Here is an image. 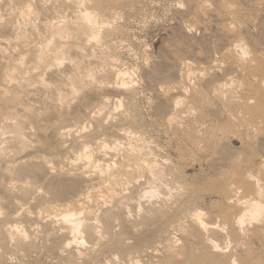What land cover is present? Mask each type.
Here are the masks:
<instances>
[{"label":"rangeland","instance_id":"rangeland-1","mask_svg":"<svg viewBox=\"0 0 264 264\" xmlns=\"http://www.w3.org/2000/svg\"><path fill=\"white\" fill-rule=\"evenodd\" d=\"M91 1L93 2V0L89 2L88 0H0V14H2L0 19L3 21L0 20L2 25L0 26V136L8 137L0 138L3 142L0 143V158L4 159L0 160L2 168H0V239L2 238L0 244L3 245H0V261L3 264H94V262L95 264H165V260L171 256L169 254L174 252L177 255L173 258L182 260L184 255L179 250L187 246L185 238L187 232L184 229L182 232L181 228L178 229L179 222L174 219L169 231L167 230L164 234L159 232L161 239L158 234L156 236L158 239L154 237L146 240L141 239L143 231L146 227L153 228L158 217L151 218L154 219L153 222L147 225L144 223V218L148 216V213L153 216L157 206L158 210L163 209L162 213L175 214L176 204L182 203L185 195L193 197L195 191L196 198L200 200L195 207L205 212L203 220L209 226L212 225V228L215 226L213 229H207L209 233L205 229L203 232L213 236L221 245L227 247L226 253L231 252L230 254H236L239 258L245 251L252 259V264H264V246L259 237H244L243 245L239 244L238 247L232 239L229 241L221 233L222 225L225 224V219H222L225 214L221 211L225 209H222L223 206L220 205L221 197H223L221 192L226 188L221 176H225L223 175L225 169L232 171L231 162L236 158L240 159L241 156L242 164L244 162V165L253 167L260 162L259 155H264V129H261L264 125V118H262L264 117L262 115L264 113V0H225V2L224 0H112L113 2L105 0V3L111 1L114 4L111 5L109 2V5L105 4V9L100 10L93 9L94 5L91 6L93 4ZM87 13H91L92 16L95 14L93 21L96 20L89 22L91 25L85 17ZM236 43H239L241 48ZM243 48L247 50L243 51ZM240 50L243 53H240ZM4 52L6 53L3 54ZM36 53L39 56H36ZM241 56L244 59L240 63L238 59H241ZM239 64L242 65L240 67L245 66L244 68L247 69L239 70ZM202 72L206 75L202 76ZM188 81H191V84ZM223 86L228 87L224 89ZM172 90L175 91L172 92ZM241 92L243 94L240 95ZM216 96H219L218 99ZM176 100H178L177 106ZM187 101H191L192 104ZM235 102H237L236 105L233 104ZM248 103L252 105H250L251 111L248 105L245 106ZM251 107L260 110L253 111ZM242 108L248 109L245 112ZM184 109H186L185 112ZM197 114L201 116L198 117ZM233 115L238 119H235ZM247 118L248 121L250 120L249 123L246 121ZM177 121L178 123H175ZM239 122L243 124L242 127ZM120 134H123V138ZM254 138L255 141H253ZM110 140L117 146L112 149L107 147L105 154L102 144L109 146ZM113 140L118 141L117 144ZM213 143L215 145L217 143L218 147ZM100 145L101 148H99ZM251 145L254 146L253 149ZM41 147L46 152H43ZM88 148L91 149L88 151ZM219 148L228 149V154L233 156L231 162L224 165L218 163L223 157V154L218 152ZM83 149L86 150L83 152ZM125 150L136 160V165L128 168L134 167L132 171L137 170L134 173L138 172L139 175L134 174V177H130L129 180L132 178V181L127 182L126 188L123 187L120 190L122 186L118 184L121 188L117 185V191L112 192L110 186L106 184H109V180L111 181L110 173L114 168L113 164L118 166L121 160H124ZM86 152H89L88 156H84L83 153L86 154ZM242 154H246L244 156L247 157L244 158ZM91 155H94V158ZM252 155L255 156L251 157ZM75 162L80 165L74 164ZM93 164L96 166L95 169ZM143 166H146V169ZM85 167L89 168V171ZM103 167L113 168L111 170ZM97 170L99 172H96ZM84 173H86L85 176ZM107 174L110 179L106 177ZM121 175L120 178L125 180V175ZM75 178L78 182L81 181L77 190L55 195L54 186L59 183L70 184V179L74 182ZM213 183H217V187ZM211 185L215 188L214 190L211 189ZM113 186L115 185L112 182L111 188ZM87 188L92 189V191L88 189L92 194V200H98V202L94 204L92 201V206L87 204L85 211L75 210L74 212L72 198L73 201L77 199L78 193L84 194L82 196L88 195ZM107 189L110 191L108 192ZM204 189H208L209 192H205ZM197 192L201 193L198 195ZM113 195L115 199L111 197L114 199L112 203L110 196ZM167 197L171 198V201ZM178 197L184 199L180 200L181 198ZM175 199L179 202H175ZM46 202H48L47 205ZM66 202H68L67 205H65ZM172 203L175 205L173 206ZM159 205L164 208L161 209ZM67 209L75 214V217H70L72 221H66L64 217L69 212L66 211ZM11 212L14 213L11 214ZM105 215L111 218H108V223ZM76 222H81L83 231L80 228L78 233L71 229ZM86 225L90 227L86 228ZM253 226L260 225L253 224L250 228ZM65 233L69 235V238ZM76 238L78 239L74 240ZM67 241L72 243H68L70 247L66 245ZM117 244H122V248ZM170 249L173 252H170ZM165 250L169 251V254L165 253ZM239 263L242 264L240 260Z\"/></svg>","mask_w":264,"mask_h":264},{"label":"bare ground","instance_id":"bare-ground-1","mask_svg":"<svg viewBox=\"0 0 264 264\" xmlns=\"http://www.w3.org/2000/svg\"><path fill=\"white\" fill-rule=\"evenodd\" d=\"M58 1V0H57ZM112 1V0H111ZM111 1H108V3L110 2L111 3V5H113L112 4V2ZM114 1H118V0H114ZM14 2V1H13ZM88 2H89V0H88ZM92 2V1H91ZM90 2V3H91ZM199 2V1H198ZM224 2H225V0H224ZM20 3V2H19ZM48 3V2H47ZM46 3V4H47ZM58 3V2H57ZM93 4H91V6L92 5H94L92 8L94 9V8H96V9H98V10H100V9H105L106 7H105V4H107V5H109L107 2L105 3V0H93V2H92ZM209 3V2H208ZM228 3V2H227ZM72 4V3H71ZM83 4V3H82ZM85 4V3H84ZM183 4V3H182ZM226 4V3H225ZM29 5V4H28ZM27 5V6H28ZM31 5V4H30ZM85 5H87V4H85ZM88 5H90L89 3H88ZM110 5V6H111ZM201 5V4H200ZM206 5V4H205ZM204 5V6H205ZM230 5V4H229ZM47 6V5H46ZM82 6V5H81ZM182 6V5H181ZM86 6H84V8H85ZM109 7V6H108ZM185 7V6H184ZM22 8V7H21ZM88 8V7H87ZM181 8V7H180ZM225 8H226V6H225ZM224 8V9H225ZM237 8V7H236ZM28 10H29V7L27 8ZM91 9V8H90ZM209 9V8H208ZM89 10V9H88ZM87 10V11H88ZM237 10V9H236ZM18 11V10H17ZM23 11V10H22ZM92 11V10H91ZM228 11V10H227ZM238 11V10H237ZM12 12V11H11ZM21 12V11H20ZM24 12V11H23ZM26 12H27V10H26ZM31 12V11H30ZM90 12V11H89ZM229 12H230V10H229ZM228 12V13H229ZM232 12V11H231ZM16 13V12H15ZM95 13V12H94ZM93 13V14H94ZM97 13V12H96ZM95 13V14H96ZM12 14V13H11ZM10 14V15H11ZM20 14V13H19ZM23 14V13H22ZM29 14V13H28ZM94 14V15H95ZM230 14H232V13H230ZM0 15H2V14H0ZM93 15V16H94ZM14 16V15H13ZM13 16H12V18H13ZM93 16L91 15V13L89 14V13H87L86 15H85V17H86V19H87V21H88V23L90 22H95V20L93 21ZM18 17V16H17ZM80 17H82V16H80ZM84 17V18H85ZM233 17H235V16H233ZM237 17V16H236ZM193 18V17H192ZM197 18V17H196ZM10 19V18H9ZM19 19V18H18ZM1 20V19H0ZM3 20H4V18H3ZM28 20V19H27ZM2 21V20H1ZM0 21V22H1ZM9 21V20H8ZM74 21V20H73ZM82 21V20H81ZM103 21V20H102ZM3 22V21H2ZM17 22H18V20H17ZM76 22V21H75ZM86 22V21H85ZM84 22V23H85ZM101 22V21H100ZM24 23V22H23ZM74 23V22H73ZM79 23V22H78ZM81 23V22H80ZM89 23V24H90ZM97 23V22H96ZM105 23V22H104ZM87 24V23H86ZM98 24V23H97ZM110 24V23H109ZM77 25V24H76ZM75 25V26H76ZM91 25V24H90ZM94 25V24H93ZM96 25V24H95ZM99 25V24H98ZM98 25H96V26H98ZM0 26H2V25H0ZM74 26V25H73ZM85 26V25H84ZM110 26H111V24H110ZM236 26V25H235ZM234 26V27H235ZM19 27V26H18ZM95 27V26H94ZM193 27V26H192ZM191 27V28H192ZM232 27V26H231ZM89 28V27H88ZM96 28V27H95ZM110 28V27H109ZM190 28V29H191ZM63 29H65V28H63ZM69 29V28H68ZM91 29V28H90ZM111 29H113V28H111ZM60 30V29H59ZM77 30V29H76ZM189 30V29H188ZM57 31V30H56ZM55 31V32H56ZM78 31V30H77ZM109 31V30H108ZM107 32V31H106ZM58 33V32H57ZM59 33H61L60 31H59ZM76 33V32H75ZM72 34V33H71ZM109 34V33H108ZM115 34V33H114ZM58 36H59V34H58ZM83 36V35H82ZM84 38V37H83ZM3 39V38H2ZM4 40V39H3ZM57 41V40H56ZM61 42H63L62 40H60ZM242 41V40H241ZM58 42V41H57ZM55 43V42H54ZM61 44V43H60ZM101 44V43H100ZM103 44V43H102ZM237 44V43H236ZM236 44H234V45H236ZM50 45V44H49ZM56 45V44H55ZM64 45V44H63ZM237 45H240L239 43L237 44ZM60 46V45H59ZM246 46V45H245ZM2 47V46H1ZM48 47V46H47ZM56 47V46H55ZM101 47V46H100ZM238 47H240L241 48V45L240 46H238ZM243 47V46H242ZM3 48H4V46H3ZM60 48V47H59ZM229 48H231V47H229ZM235 48V47H234ZM49 49V48H48ZM249 49V48H248ZM56 50H57V48H56ZM63 50V49H62ZM111 50V49H110ZM231 50V49H230ZM229 50V51H230ZM234 50V49H233ZM247 50V49H246ZM244 48H243V51H246ZM5 51V50H4ZM49 51H50V49L48 50V53H49ZM79 51V50H78ZM102 51V50H101ZM241 51V50H240ZM2 52V51H1ZM42 52H44V51H42ZM52 52V51H51ZM238 52V51H237ZM6 52H4L3 54H5ZM53 53V52H52ZM51 53V54H52ZM101 53V52H100ZM240 53H243L242 51L240 52ZM240 53H239V56H240ZM247 53V52H246ZM43 54V53H42ZM97 54V53H96ZM48 56H49V54H47ZM55 55V54H54ZM246 55H248V54H246ZM245 55V56H246ZM36 56H39V55H37V53H36ZM227 56H228V54H227ZM235 56V55H234ZM249 56H250V54H249ZM50 57H52L51 55H50ZM49 57V58H50ZM107 57V56H106ZM217 57V56H216ZM242 58L241 59H238V60H240L239 62L241 63V60H243L244 59V57L243 56H241ZM46 58H48L47 56H46ZM48 58V59H49ZM55 57H53V59H54ZM108 58V57H107ZM234 58V57H233ZM236 58V57H235ZM246 58H248V57H246ZM245 58V59H246ZM5 60V59H4ZM219 60V59H218ZM237 60V59H236ZM237 60V61H238ZM97 61V60H96ZM105 61H107V60H105ZM187 61V60H186ZM2 62V61H1ZM37 62V61H36ZM40 62V61H39ZM45 62H46V60H45ZM215 62V61H214ZM238 62V63H239ZM246 62V61H245ZM244 62V63H245ZM253 62V61H252ZM41 63V62H40ZM113 63V62H112ZM111 63V64H112ZM187 64H188V62H186ZM243 63V64H244ZM39 64V63H38ZM37 64V66H39L40 67V65H38ZM147 64V63H146ZM192 63L190 62V65H191ZM246 64V63H245ZM254 64V63H253ZM186 65V64H185ZM189 65V66H190ZM218 65V64H217ZM240 65L241 64H239V67H240ZM109 66H110V64H109ZM225 66V65H224ZM228 66V65H227ZM242 66V65H241ZM247 66V65H246ZM248 66H249V64H248ZM106 67V66H105ZM112 67V66H111ZM122 67V66H121ZM147 67V66H146ZM191 67V66H190ZM201 67V66H200ZM206 67V66H205ZM245 67V66H244ZM244 67H240L239 68V70L241 69V68H244ZM92 68V67H91ZM181 68H183V67H181ZM207 68H208V66H207ZM232 68V67H231ZM93 69H94V67H93ZM92 69V70H93ZM111 69V68H110ZM109 69V70H110ZM204 69V68H203ZM210 69V68H209ZM222 69V68H221ZM245 69V68H244ZM247 69V68H246ZM245 69V70H246ZM107 70V69H106ZM112 70V69H111ZM114 70V69H113ZM197 70V69H196ZM245 70H243L244 72H245ZM41 71V70H40ZM94 71V70H93ZM126 71V70H125ZM211 71V69L209 70V72ZM218 71V70H217ZM37 72V71H36ZM39 72V71H38ZM113 72V71H112ZM127 72V71H126ZM183 72V71H182ZM190 72V71H189ZM188 72V73H189ZM200 72V71H199ZM207 72V71H206ZM213 72V71H212ZM117 73V72H116ZM119 73V72H118ZM121 73V72H120ZM123 73V75H124V73L125 72H122ZM194 73H195V70H194ZM203 73V72H202ZM35 74V73H34ZM80 74V73H79ZM99 74H101V73H99ZM98 74V75H99ZM104 74V73H103ZM185 74V73H184ZM190 74H192V75H194L193 73H190ZM189 74V75H190ZM204 74H205V72L203 73V75L202 76H204ZM37 75H38V73H37ZM125 75H126V73H125ZM181 75V74H180ZM188 75V74H187ZM201 75H200V77H201ZM206 75V74H205ZM33 76V75H32ZM87 76V75H86ZM95 76V75H94ZM116 76H117V74H116ZM183 76V75H182ZM191 76V75H190ZM196 76V75H195ZM236 76V75H235ZM34 77V76H33ZM125 77V76H124ZM186 77H188V76H186ZM237 77V76H236ZM235 77V78H236ZM196 78H198V77H196ZM232 78V77H231ZM230 78V79H231ZM40 79V78H39ZM190 79V78H189ZM193 79V78H192ZM229 79V80H230ZM238 79V78H237ZM31 80V79H30ZM69 80V79H68ZM234 80V79H233ZM43 81V80H42ZM114 81V80H113ZM181 81V80H180ZM194 81V80H193ZM238 81V80H237ZM256 81V80H255ZM20 82H22V81H20ZM44 82V81H43ZM133 82V81H132ZM189 83L191 82V81H188ZM187 82V83H188ZM197 82V81H196ZM228 82H231V81H228ZM241 82V81H240ZM5 83V82H4ZM226 83V82H225ZM224 83V84H225ZM115 84V83H114ZM121 84H122V82H121ZM132 84V83H131ZM191 84V83H190ZM199 84V83H198ZM231 84H232V82H231ZM231 84H229L230 86H231ZM6 85V84H5ZM9 86H10V84H8ZM17 85H19V84H17ZM111 85V84H110ZM123 85V84H122ZM121 85V86H122ZM173 85V84H172ZM223 85V84H222ZM238 85V84H237ZM261 85V84H260ZM7 86V85H6ZM48 86V85H47ZM73 86V85H72ZM75 86V85H74ZM174 86V85H173ZM178 86V85H177ZM183 86V85H182ZM182 86L180 87V88H182ZM218 86V85H217ZM220 86H221V84H220ZM236 86V85H235ZM43 87V86H42ZM166 87V86H165ZM169 87V86H168ZM170 87H172V86H170ZM196 87V86H195ZM222 87V86H221ZM220 87V88H221ZM225 87H228V86H225ZM225 87L223 86V88L225 89ZM232 87H234V86H232ZM237 87V86H236ZM243 87V86H242ZM13 88V87H12ZM164 88V87H163ZM191 88V87H190ZM263 88V87H262ZM34 89V88H33ZM75 89H77V88H75ZM187 89V88H186ZM223 89V91H225ZM236 89V88H235ZM244 89V88H243ZM21 90V89H20ZM19 90V91H20ZM129 90H130V88H129ZM162 90V89H161ZM189 90V89H188ZM222 90V89H221ZM229 90V89H228ZM232 90V93L234 92L233 91V89H231ZM245 90V89H244ZM56 91V90H55ZM163 91V90H162ZM173 91H175V90H172V92ZM76 92H78V91H76ZM125 92V91H124ZM127 92H128V89H127ZM177 92V91H176ZM189 92V91H188ZM196 92H199V91H196ZM203 92V91H202ZM222 92V91H221ZM235 92H236V90H235ZM242 92H244V91H242ZM240 93V95L241 94H243V93ZM262 92V91H261ZM79 93V92H78ZM130 93V92H129ZM225 93V92H224ZM228 93H230V91L228 92ZM239 92H237V94H238ZM264 93V92H263ZM189 94V93H188ZM199 94V93H198ZM219 94V93H218ZM223 94V93H222ZM234 94V93H233ZM236 94V93H235ZM262 94V93H261ZM10 95V94H9ZM72 95V94H71ZM78 95V94H77ZM131 95V94H130ZM227 95V94H226ZM240 95H238V96H240ZM245 95V94H244ZM249 95V94H248ZM264 95V94H263ZM188 96H190V95H188ZM200 96V95H199ZM203 96V95H202ZM221 96V95H220ZM231 96H232V94H231ZM238 96L236 97V99L238 98ZM246 96V95H245ZM185 97V96H184ZM201 97V96H200ZM217 97V96H216ZM219 97V96H218ZM218 97H217V99H218ZM233 97V96H232ZM242 97H243V95H242ZM247 97V96H246ZM250 97V96H249ZM229 99H230V96L228 97ZM241 98V97H240ZM50 99V98H49ZM62 99V98H61ZM209 99V98H208ZM221 99V98H220ZM229 99H228V101H229ZM232 99H234V98H232ZM232 99H231V101H232ZM246 99V98H245ZM168 100V99H167ZM170 100V99H169ZM180 100V99H179ZM187 100V99H186ZM238 100V99H237ZM243 100V102H244V99H242ZM242 100H241V102H242ZM250 100V99H249ZM251 100H252V98H251ZM58 101V100H57ZM177 101V102H176ZM175 102V105L178 103V100H176ZM185 101V100H184ZM223 101V100H222ZM233 101H235V100H233ZM253 101H254V99H253ZM262 101V100H261ZM180 102V101H179ZM188 102V101H187ZM191 102V101H190ZM190 102H188L189 104H192V103H190ZM207 102V101H206ZM238 102V101H237ZM237 102H235V103H233V104H237ZM240 102V101H239ZM242 102V103H243ZM246 102H247V100H246ZM245 102V103H246ZM195 103V102H194ZM229 103V102H228ZM258 103V102H257ZM22 104V103H21ZM232 104V105H233ZM241 104V103H240ZM259 104H261V103H259ZM264 104V103H263ZM183 105V104H182ZM186 105V104H185ZM188 105V104H187ZM195 105V104H194ZM232 105H231V108H232ZM239 105V104H238ZM244 105V104H243ZM246 105H248L249 107V111H251L250 110V105H251V103H248V104H245V106ZM256 105V104H255ZM22 106V105H21ZM177 106V105H176ZM180 106V105H179ZM192 106V105H191ZM197 106H199L198 104H197ZM228 106V105H227ZM242 106V105H241ZM241 106H239V107H241ZM252 106V105H251ZM17 107V106H16ZM158 107V106H157ZM183 107H184V105H183ZM194 107V106H193ZM25 108V107H24ZM165 108V107H164ZM176 108V107H175ZM196 108H200V107H196ZM216 108V107H215ZM235 109L237 108V107H234ZM247 108V109H248ZM252 108V107H251ZM258 108H261V107H258ZM22 109V108H21ZM178 109H180L179 107H178ZM241 109V108H240ZM243 110H244V108H242ZM246 108H245V112H246V110H247ZM252 109H254L253 111H257V110H260V109H256V108H252ZM256 109V110H255ZM263 109V108H262ZM261 109V111H263ZM16 110V109H15ZM25 110V109H24ZM23 110V111H24ZM128 110V109H127ZM185 110L186 109H184L183 111L185 112ZM195 110V109H194ZM205 110V109H204ZM237 110H238V108H237ZM29 111V110H28ZM98 111V110H97ZM161 111V110H160ZM176 111V110H175ZM197 111V110H196ZM249 111H248V113H249ZM25 112H26V110H25ZM60 112V111H59ZM75 112V111H74ZM96 112V111H95ZM124 112V111H123ZM126 112V111H125ZM131 112V111H130ZM179 112V111H178ZM182 112V111H181ZM190 112V111H189ZM202 112V111H201ZM200 112V113H201ZM234 112V111H233ZM243 112V111H242ZM62 113V112H61ZM60 113V114H61ZM92 113V112H91ZM127 113H128V111H127ZM193 113V112H192ZM197 113V112H196ZM195 113V114H196ZM204 113V112H203ZM236 113H238V112H236ZM239 113H241V112H239ZM238 113V114H239ZM248 113H246V114H248ZM263 113V112H262ZM29 114V113H28ZM74 114V113H73ZM98 114V113H97ZM101 114V113H100ZM125 114V113H124ZM179 114V113H178ZM188 114H190V113H188ZM187 114V115H188ZM235 114V113H234ZM237 114V115H238ZM88 115V114H87ZM96 115V114H95ZM130 115V114H129ZM174 115H176L175 114V112H174ZM186 115V114H185ZM191 115V114H190ZM198 115V114H197ZM206 115V114H205ZM254 115V114H253ZM258 114H256V116H257ZM262 115H264V113L262 114ZM261 115V116H262ZM37 117H38V115H36ZM119 116V115H118ZM124 116V115H123ZM184 116V115H183ZM199 116H201V115H198V117ZM229 116V115H228ZM243 116H245V115H243ZM249 116H250V114H249ZM40 117V116H39ZM96 117V116H95ZM101 117V116H100ZM99 117V118H100ZM121 117V116H120ZM170 117H172V116H170ZM197 117V118H198ZM230 117V116H229ZM233 117H234V115H233ZM239 117H240V115H239ZM242 117V116H241ZM248 117V116H247ZM63 118H64V116H63ZM78 118V117H77ZM82 118V117H81ZM119 118V117H118ZM124 118V117H123ZM122 118V119H123ZM132 118H133V116H132ZM185 118V117H184ZM235 119H238V118H236V116L234 117ZM243 118V117H242ZM257 118V117H256ZM262 118H264V117H262ZM17 119H19V118H17ZM121 119V118H120ZM121 119V120H122ZM126 119V118H125ZM130 119V118H129ZM158 119V118H157ZM64 120V119H63ZM80 120V119H79ZM97 120V119H96ZM169 120V119H168ZM173 120V119H172ZM244 120V119H243ZM256 120V119H255ZM98 121V120H97ZM120 121V120H119ZM127 121V120H126ZM160 121V120H159ZM167 121V120H166ZM174 121V120H173ZM182 121V120H181ZM183 121H185L184 119H183ZM228 121V120H227ZM239 120H237V122H238ZM241 121H242V119H241ZM246 121H248V118H247V120ZM250 121V120H249ZM249 121H248V123H249ZM263 121V120H262ZM63 122V121H62ZM125 122V121H124ZM128 122H130V121H128ZM132 122H133V120H132ZM132 122H131V124H132ZM192 122H194V121H192ZM200 122V121H199ZM198 122V123H199ZM201 122H202V120H201ZM122 123H123V121H122ZM175 123H178V121L177 122H175ZM185 123H187V122H185ZM190 123V122H189ZM229 123V122H228ZM240 123V125H241V127L243 126V124H241V122H239ZM239 123H237V125L239 124ZM263 123V122H262ZM2 124V123H1ZM13 124V123H12ZM103 124H104V122H103ZM129 124V123H128ZM130 124V125H131ZM134 124V123H133ZM170 124H171V122H170ZM174 124V123H173ZM195 124V123H194ZM200 124V123H199ZM252 124V123H251ZM256 124V123H255ZM4 125V124H3ZM97 125V124H96ZM95 125V126H96ZM99 125V124H98ZM167 125V124H166ZM176 125V124H175ZM178 125V124H177ZM180 125V124H179ZM189 125V124H188ZM260 125H261V122H260ZM263 125V124H262ZM261 125V126H262ZM5 126V125H4ZM163 126V125H162ZM170 126V125H169ZM192 126V125H191ZM200 126H202V125H200ZM206 126V125H205ZM216 126H218V125H216ZM239 126V125H238ZM250 126H252V125H250ZM254 126V125H253ZM260 126V127H261ZM14 127V126H13ZM17 127V126H16ZM53 127V126H52ZM85 127H86V125H85ZM166 127V126H165ZM171 127V126H170ZM187 127V126H186ZM240 127V126H239ZM245 127V126H244ZM243 127V128H244ZM264 127V125L262 126V130L264 129L263 128ZM1 128V127H0ZM57 128V127H56ZM124 128V127H123ZM122 128V129H123ZM169 128V127H168ZM209 128V127H208ZM227 128V127H226ZM248 128H250V127H248ZM248 128H247V131H248ZM16 129V128H15ZM22 129V128H21ZM40 129V128H39ZM73 129V128H72ZM211 129H212V127H211ZM242 129V128H241ZM252 128H250V130H251ZM258 129V128H257ZM257 129H256V131H257ZM23 130H25V129H23ZM82 130H84V129H82ZM120 130V129H119ZM170 130H171V128H170ZM204 130V129H203ZM224 130V129H223ZM222 130V131H223ZM260 130V129H259ZM2 131V130H1ZM21 131V130H20ZM39 131H41V130H39ZM131 131V130H130ZM213 131H215V130H213ZM43 132V131H42ZM48 132V131H47ZM55 132V131H54ZM95 132V131H94ZM124 132H125V130H124ZM133 132V131H132ZM250 132H252V131H250ZM6 133V132H5ZM21 133V132H20ZM203 133V132H202ZM218 133H219V131H218ZM217 133V134H218ZM257 133H259V132H257ZM8 134V133H7ZM10 134V133H9ZM31 134V133H30ZM39 134V133H38ZM58 134V133H57ZM124 134V133H123ZM122 134V135H123ZM126 134H127V132H126ZM125 134V135H126ZM130 133H128V135H129ZM201 134V133H200ZM204 134H206V133H204ZM203 134V135H204ZM222 134V133H221ZM230 134V133H229ZM11 135H13V134H11ZM26 135V134H25ZM94 135H95V133H94ZM117 135V134H116ZM121 135V134H120ZM119 135V136H120ZM122 135H121V137H122ZM224 135V134H223ZM247 135V134H246ZM4 135H1L0 136V138L1 137H3ZM10 136V135H9ZM14 136V135H13ZM24 136V135H23ZM49 136V135H48ZM58 136V135H57ZM127 136V135H126ZM189 136V135H188ZM195 136V135H194ZM259 136V135H258ZM4 137H6V135L4 136ZM65 137V136H64ZM78 137V136H77ZM190 137V136H189ZM212 137V136H211ZM242 137V136H241ZM251 137V136H250ZM257 137V136H256ZM6 138H8V137H6ZM11 138V137H10ZM22 138H24V137H22ZM46 138V137H45ZM60 138V137H59ZM119 138V137H118ZM118 138H116V139H118ZM123 138V137H122ZM184 138V137H183ZM212 138H214V137H212ZM211 138V140L213 141V139ZM227 138V137H226ZM30 139V138H29ZM34 139H36V137L34 138ZM47 139V138H46ZM210 140V138H207V140ZM13 140H14V138H13ZM60 140H61V138H60ZM77 140V139H76ZM112 140V139H111ZM111 140H110V143H111ZM194 140V139H193ZM202 140V139H201ZM220 140V139H219ZM240 140V139H239ZM247 140H249V138L247 139ZM260 140V139H259ZM5 141V140H4ZM15 141H17V140H15ZM55 141V140H54ZM78 141V140H77ZM253 141H255V138H254V140ZM36 142V141H35ZM50 142V141H49ZM79 142V141H78ZM113 142H114V140H113ZM116 142H118V141H116ZM116 142H114V143H116ZM195 142V141H194ZM198 142H199V140H198ZM216 142H218V141H216ZM242 142V141H241ZM246 142V141H245ZM251 142H252V140H251ZM257 142V141H256ZM0 143L2 144L3 142H2V139H0ZM8 143V142H7ZM38 143V142H37ZM110 143H109V146H108V144L107 145H105V143L104 144H102V149L103 148H105V154H106V148L108 147V149L109 148H114V147H116L117 145H115V144H112V145H110ZM186 143V142H185ZM201 143H203V142H201ZM207 143V142H206ZM206 143H204V144H206ZM209 143V142H208ZM215 143V142H214ZM213 143V145H215ZM227 143V142H226ZM247 143V142H246ZM250 143V142H249ZM252 143H254V142H252ZM4 144H6V143H4ZM51 144V143H50ZM101 144V143H100ZM117 144V143H116ZM192 144H193V142H192ZM212 144V143H211ZM218 144H220L219 142H218ZM12 145V144H11ZM15 145V144H14ZM24 145V144H23ZM22 145V146H23ZM113 145H115V146H113ZM119 145H120V143H119ZM195 145H197L196 143H195ZM199 145V144H198ZM210 145V144H209ZM227 145V144H226ZM244 145H245V143H244ZM255 145V144H254ZM260 145V144H259ZM2 146V145H1ZM6 146V145H5ZM19 147H20V145H18ZM84 146H86V145H84ZM111 146H113V147H111ZM122 146V145H121ZM205 146V145H204ZM206 146H207V144H206ZM216 147H218V145H217V143H216V145H215ZM215 146H214V148H215ZM249 146H250V144H249ZM14 147V146H13ZM16 147V146H15ZM91 147V146H90ZM130 147V146H129ZM132 147V146H131ZM208 147H210V146H208ZM228 147H230V146H228ZM251 147H252V145H251ZM254 147V146H253ZM253 147H252V149H253ZM255 147H257V146H255ZM4 148V147H3ZM23 148V147H22ZM38 148V147H37ZM84 148V147H83ZM86 148V147H85ZM97 148V147H96ZM99 148H101V145H100V147ZM134 148V147H133ZM211 148V147H210ZM231 148V147H230ZM229 148V149H230ZM16 149H17V147H16ZM18 149H20V148H18ZM29 149V148H28ZM39 149H40V146H39ZM44 149V148H43ZM42 149V147H41V150H43ZM53 149V148H52ZM89 149H91V148H88L87 150L89 151ZM95 148H93V150H94ZM98 149V148H97ZM117 150L119 149V148H116ZM200 149V148H199ZM212 149V148H211ZM216 149V148H215ZM220 150L218 151V152H220V153H222L223 154V157L218 161V163L220 164V165H224V164H227L228 162H231L232 161V159H233V156H230L229 154H228V152H227V150L225 149V148H219ZM232 149H234L233 147H232ZM255 149V148H254ZM14 150V149H13ZM27 150V149H26ZM37 150V149H36ZM41 150H40V152H41ZM50 150V149H49ZM86 150V149H85ZM84 149H83V152L85 151ZM115 150V149H114ZM116 150V151H117ZM121 151H122V149H120ZM206 150V149H205ZM207 150H208V148H207ZM213 150V149H212ZM19 151V150H18ZM25 151V150H24ZM29 151V150H28ZM51 151V150H50ZM53 151H54V149H53ZM56 151V150H55ZM67 151V150H66ZM100 151V150H99ZM124 151V150H123ZM231 152H232V150H230ZM235 151V150H234ZM254 151V150H253ZM256 151V150H255ZM31 152V151H30ZM30 152H28L29 154H30ZM38 152V151H37ZM43 152H46V151H44L43 150ZM48 152V151H47ZM91 152V151H90ZM217 152V153H218ZM12 153V152H11ZM26 153V152H25ZM53 153V152H52ZM81 153V152H80ZM79 153V154H80ZM87 153H89V152H86V154L85 153H83L84 154V156H88L87 155ZM100 153V152H99ZM113 154L115 153V152H112ZM111 153V154H112ZM119 153V152H118ZM121 153H124V152H121ZM125 153H126V155L124 156L123 155V161L121 160V162H120V164L117 166L116 164H115V166H114V164H113V170H112V168H108V167H103V168H108V169H111L112 171H111V173H110V171L107 169V171H109V173H110V177H111V181L109 180V184L106 182V179H105V182L107 183L106 185H108V186H110V190L113 192L114 190L115 191H117V185L119 184V185H121L122 186V188L118 185V187H120L121 189L120 190H122L123 189V187H125L126 186V184L128 185V181H132V178L129 180V178L130 177H134V174H135V176H136V174H138L139 175V173L137 172V173H134V172H136V171H132V168H134V167H132L131 169H129L130 168V166H134V165H136V160L134 159V157L131 155V154H127V151L125 150ZM212 153V152H211ZM210 153V154H211ZM230 153V152H229ZM257 153V152H256ZM9 154V153H8ZM54 154V153H53ZM78 154V155H79ZM90 154H92V153H90ZM110 154V153H109ZM117 154V153H116ZM231 154V153H230ZM255 154V153H254ZM23 155V154H22ZM21 155V156H22ZM104 155V154H103ZM122 155V154H121ZM182 155H184V154H182ZM232 155V154H231ZM244 155H246V154H244ZM243 154H242V156H244ZM10 156H12V155H10ZM94 156V155H93ZM92 155H91V157H93ZM110 156V155H109ZM118 156H119V154H118ZM117 156V157H118ZM148 156V155H147ZM151 156V155H150ZM190 156V155H189ZM253 156H255V155H252L251 157H253ZM256 156H257V154H256ZM16 157V156H15ZM80 157H82L81 155H80ZM90 157V158H91ZM247 157V156H246ZM245 156H244V158H246ZM2 158V157H1ZM0 158V160H2ZM28 158V157H27ZM44 158V157H43ZM83 158V157H82ZM88 158V157H87ZM94 158V157H93ZM110 158V157H109ZM108 158V159H109ZM147 158V157H146ZM149 158V157H148ZM155 158V157H154ZM154 158H152V159H154ZM240 159H242V157L240 156L239 157ZM8 159V158H7ZM33 159V158H32ZM79 159V158H78ZM85 159V158H84ZM83 159V160H84ZM104 159V158H103ZM120 159V158H119ZM240 159H235L234 161H232L231 162V164H232V171H228V170H226L225 169V172H224V169L222 170V173L224 172V174L223 175H225L224 177H222L221 176V178H223V185L226 187H224L225 189L223 190V192H221V194H223V197H221V203H220V205H222L223 206V208L222 209H225V210H223V211H221L223 214H225V217L224 216H222V219L224 218L225 219V224H224V226L222 225V229H221V233H223L226 237H227V239H229V241H230V239H232L234 242H235V244L238 246L239 244H242L243 243V238L245 237H248V238H252V236H254V237H259L260 238V240L262 241V245L264 246V155H262V154H260L259 155V159H260V162L259 163H257L256 165H254L253 167H251V166H248V165H244V162H243V164H242V160L240 161ZM4 160V159H3ZM6 160V159H5ZM9 160V159H8ZM13 160V159H12ZM81 160V159H80ZM80 160H78V162L80 161ZM82 160V161H83ZM92 160V159H91ZM106 160V159H105ZM114 160V159H113ZM115 160H116V158H115ZM115 160H114V163H115ZM118 160V159H117ZM155 160V159H154ZM160 160V159H159ZM192 160V159H191ZM7 161V160H6ZM11 161V160H10ZM37 161V160H36ZM84 161H86V160H84ZM120 161V160H119ZM250 161H251V159H250ZM13 162V161H12ZM78 162H75L74 164H79ZM94 162V161H93ZM145 162V161H144ZM146 162H147V159H146ZM150 162V161H149ZM192 162H193V160H192ZM112 163V162H111ZM135 163V164H134ZM143 163V162H142ZM148 163V162H147ZM146 163V164H147ZM151 163H152V161H151ZM154 163V162H153ZM96 164V163H95ZM95 164H93L94 165V169L96 168V166H97V164H96V166H95ZM104 164V163H103ZM126 164L128 165L127 167H126ZM145 164V163H144ZM150 164V163H149ZM149 164H148V166H149ZM37 165V164H36ZM47 165V164H46ZM80 165V164H79ZM83 165V164H82ZM85 165V164H84ZM91 165V164H90ZM106 166H107V164H105ZM43 166V165H42ZM88 166V165H87ZM86 166V167H87ZM102 166V165H101ZM100 166V167H101ZM142 166V165H141ZM172 166V165H171ZM24 167V166H23ZM35 167V166H34ZM64 167V166H63ZM69 167V166H68ZM75 167V166H74ZM85 167V168H86ZM111 167V166H110ZM129 167V168H128ZM144 167V166H143ZM142 167V168H143ZM170 167V166H169ZM224 167V166H223ZM1 168V167H0ZM14 168V167H13ZM40 168V167H39ZM38 168V169H39ZM136 168V167H135ZM141 168V167H140ZM145 169H146V166L144 167ZM143 168V169H144ZM148 168V167H147ZM227 169H228V167H226ZM2 169V168H1ZM0 169V170H1ZM7 169V168H6ZM10 169H12V168H10ZM9 169V170H10ZM73 169V168H72ZM87 169V171H89L88 169L89 168H86ZM98 169V168H97ZM8 170V169H7ZM29 170H30V168H29ZM76 170V169H75ZM100 170V169H99ZM5 171V170H4ZM63 171V170H62ZM86 171V172H87ZM91 168H90V173H91ZM146 171V170H145ZM149 171V170H148ZM153 171V170H152ZM3 172V171H2ZM16 172V171H15ZM39 172V171H38ZM61 172V171H60ZM66 172V171H65ZM94 172H95V170H94ZM96 172H99L98 170L96 171ZM133 172V173H132ZM144 172V171H143ZM7 173V172H6ZM68 173V172H67ZM70 173V172H69ZM83 173V172H82ZM102 173V172H101ZM108 173V174H109ZM8 174V173H7ZM74 174V173H73ZM80 174V176H81V173H79ZM85 174L86 173H84L83 175L85 176ZM99 174V173H98ZM107 174V175H108ZM121 174H124L125 175V180H123V178L121 179L120 178V176H122ZM149 174V173H148ZM5 175V174H4ZM10 175V174H9ZM42 175V174H41ZM61 175V174H60ZM77 175V174H76ZM106 175V177H109V175L107 176ZM138 175H137V177H138ZM263 175V176H262ZM58 176V175H57ZM62 176V175H61ZM66 176H68V174L66 175ZM75 177V175H72V177ZM79 176V175H78ZM83 176V177H84ZM88 176V175H87ZM86 176V177H87ZM14 177V176H13ZM110 177L108 178V179H110ZM225 177H226V179H225ZM65 178V177H64ZM76 178H77V176H76ZM76 178H75V181L74 182H72L71 181V179H70V184H67V185H65V184H63V183H59L58 185H56V186H54V193H55V195H63V193H65V192H67V191H75V190H77L78 188H79V184H80V182L81 181H79L78 182V180H76ZM89 178V177H88ZM220 178V177H219ZM93 179V178H92ZM102 179V178H101ZM107 179V180H108ZM134 179V178H133ZM135 179H136V177H135ZM226 181H225V180ZM50 180V179H49ZM94 180V179H93ZM5 181V180H4ZM86 181V180H85ZM131 181H130V183H131ZM136 181L138 182V179H136ZM215 181V180H214ZM219 181H220V179H219ZM222 181V180H221ZM95 182V181H94ZM93 182V183H94ZM100 182H101V180H100ZM112 182L114 183V185L115 186H113L112 188H111V184H112ZM4 183V182H3ZM12 183V182H11ZM19 183V182H18ZM30 183H32V182H30ZM68 183V182H67ZM99 183V182H98ZM103 183V182H102ZM111 183V184H110ZM125 183V184H124ZM218 183H220V182H218ZM225 183V184H224ZM6 184V183H5ZM41 184H43V183H41ZM97 184V183H96ZM124 186H123V185ZM147 184V183H146ZM26 185V184H25ZM44 185V184H43ZM101 185V184H100ZM213 185L215 186V187H217V183H213ZM220 185V184H219ZM9 186V185H8ZM31 186V185H30ZM48 186V185H47ZM141 186V185H140ZM139 186V187H140ZM149 186V185H148ZM192 186V185H191ZM206 186V185H205ZM210 186V185H209ZM212 186V185H211ZM221 186V185H220ZM51 187V186H50ZM87 187V186H86ZM142 187V186H141ZM186 187V186H185ZM195 187V186H194ZM219 187V186H218ZM223 187V186H222ZM221 187V188H222ZM48 188V187H47ZM93 188H94V186H93ZM98 188H99V185H98ZM104 188H106V187H104ZM126 188V187H125ZM197 188V187H196ZM207 188H208V186H207ZM210 188V187H209ZM220 188V187H219ZM4 189H6L5 187H4ZM14 189H15V187H14ZM53 189H52V191H53ZM88 189H91V188H87V190ZM95 189H96V186H95ZM94 189V190H95ZM140 189V188H139ZM184 189H186V188H184ZM187 189H188V186H187ZM199 189V188H198ZM211 189H215L213 186H212V188ZM7 190V189H6ZM102 190H103V188H102ZM106 190V189H105ZM108 190V189H107ZM110 190H108V192L110 191ZM135 190H136V188H135ZM157 190V189H156ZM190 190H191V188H190ZM190 190H188V192H190ZM195 190V189H194ZM200 190V189H199ZM82 191V190H81ZM86 191V190H85ZM90 191H92V189L90 190ZM90 191L88 190V195L87 194H85V196H82V195H84V194H82V193H78L79 195V197H77V194H76V197H77V199H74V201H73V198H72V203L71 204H73L72 206H73V210H74V212H75V210H78V211H82V210H84V209H86L87 207H88V205L87 204H90L89 206H92L91 204V202L92 201H94V200H92V194H90ZM97 191V190H96ZM114 191V192H115ZM128 191V190H127ZM184 191V190H183ZM197 191V190H196ZM201 191V190H200ZM204 191L205 192H207L208 191V189H204ZM5 192V191H4ZM8 192V191H7ZM34 192V191H33ZM39 192V191H38ZM103 193H104V191H102ZM107 192V191H106ZM121 192H123V191H121ZM132 192V191H131ZM139 193H140V191H138ZM145 192H147V191H145ZM187 192V191H186ZM186 192H185V194H186ZM204 192V193H205ZM209 192V191H208ZM215 192V191H214ZM14 193V192H13ZM94 193V192H93ZM98 193V192H97ZM133 193V192H132ZM131 193V194H132ZM150 192H148V194H149ZM152 193V192H151ZM198 193H201V192H197V194ZM203 193V192H202ZM28 194H29V192H28ZM108 194V193H107ZM116 194V193H115ZM181 194V191H180V193H179V195ZM184 194V193H183ZM191 194H193V193H191ZM196 193H195V191H194V195H192L193 197H191V195H189V197H186V195H185V199L184 198H182V197H178L180 200H182V199H184L183 200V202L182 203H180L179 201H177L176 199H177V197H176V199H175V202L177 201V202H179V204L177 203H175L176 204V206L177 207H175L176 209H175V214H173V213H162V207L163 206H160V208L162 209V210H158L157 208H158V206H157V208L155 209V211H153V216H151V215H149L150 213H148V216H146L145 218H144V220H145V225H147L148 223H150L152 220H154V219H151V218H153V217H155V216H157L158 217V220L156 221L155 220V226L153 227V228H147L146 226V230L145 231H143V233H142V237H141V239H146V240H150L151 238H154V237H156L158 234H159V232L160 233H163L164 234V232H166L167 230L169 231V229H171V228H169L170 226H172V224H173V220L175 219V221H178L179 223L177 224L178 226V229L179 228H181V232H182V229H184L186 232V234H187V236L185 237L186 238V240H187V246H184V247H181L180 248V253H182L184 256V258H181L182 260H177V258H173V257H176V255L177 254H175V252H174V254L173 253H170L169 254V251L171 252L172 250L170 249L169 251H166L165 250V253H167V254H169V256L171 257H169V258H167L165 261V264H240L239 263V260L242 262V264H252L251 262H252V259H250L248 256H247V253L244 251V253L242 252L241 254H240V256H239V258L237 257V255L236 254H230L231 252H229L230 250H228V252L229 253H226L227 251H226V249H227V247H225V246H223V245H221L218 241H216L215 239H214V237L213 236H208L206 233H204L203 231H204V229L206 230V232H208L207 231V229H209V228H211V229H213L212 228V225L211 226H209V224L208 223H206V221H204L203 220V218H205V216H204V213H203V211L201 210V209H197L195 206L197 205V203H199L198 201H200L199 199H198V197L196 198V195H195ZM27 195V194H26ZM35 195V194H34ZM72 195V194H71ZM81 195V196H80ZM95 195V194H94ZM98 195V194H97ZM124 195V194H123ZM133 195V194H132ZM199 195V194H198ZM30 196V195H29ZM104 196H105V194H104ZM152 196V195H151ZM151 196H150V198H151ZM182 196V195H181ZM195 196V197H194ZM51 197V196H50ZM73 197V196H72ZM111 197H114V195L113 196H110V198ZM127 197V196H126ZM163 197H164V195H163ZM166 197V196H165ZM184 197V196H183ZM94 198H95V196H94ZM108 198H109V196H108ZM168 198V197H167ZM200 198V197H199ZM97 199V198H96ZM98 199H99V197H98ZM105 199H106V196H105ZM114 199H115V197H114ZM114 199H112L111 198V201L112 200H114ZM134 199V198H133ZM104 200V199H103ZM168 200H170L171 201V198L169 199L168 198ZM0 201H1V199H0ZM100 201V200H99ZM106 201H108V200H106ZM95 202H98V200H96V201H94L93 203L95 204ZM119 202V201H118ZM168 202V201H167ZM67 203L68 202H66L65 203V205H67ZM102 203V202H101ZM112 203H113V201H112ZM112 203H111V205H112ZM154 203V202H153ZM156 203V202H155ZM170 203V202H169ZM1 204V203H0ZM48 204V202H46V205ZM115 204V203H114ZM165 204V203H164ZM174 204V205H175ZM206 204V203H205ZM64 205V204H63ZM62 205V206H63ZM87 205V206H86ZM117 205H118V203H117ZM157 205V204H156ZM169 205V204H168ZM171 205V204H170ZM172 205H173V203H172ZM173 205V206H174ZM98 206H100V205H98ZM152 206H154V205H152ZM173 206H171V208H172V210H173ZM202 206V205H201ZM64 207V206H63ZM68 207H69V204H68ZM67 207V208H68ZM97 207V206H96ZM113 207V206H112ZM122 207V206H121ZM155 207V206H154ZM221 207V206H220ZM98 208V207H97ZM101 208H103V207H101ZM111 208V207H110ZM164 208V207H163ZM122 209V208H121ZM123 209H124V207H123ZM64 210V209H63ZM115 210V209H114ZM165 210H167L166 209V207H165ZM8 211V210H7ZM66 211H69V212H67L65 215L66 216H64L65 218H66V221L68 220V221H72L71 220V216H74L75 217V214L72 212V210H70V209H67ZM85 211V210H84ZM118 211H120L119 209H118ZM168 211V210H167ZM166 211V212H167ZM170 211V210H169ZM217 211V210H216ZM216 211H214L215 213H216ZM72 212V213H71ZM105 212V211H104ZM110 212H111V210H110ZM149 212V211H148ZM174 212V211H173ZM213 212V211H212ZM219 213H220V211H218ZM8 213V212H7ZM14 213V212H13ZM12 212H11V214H13ZM65 213V212H64ZM119 213V212H118ZM147 213V212H146ZM160 213H162V214H160ZM74 214V215H73ZM80 214V213H79ZM8 215V214H7ZM15 215V214H14ZM207 215H208V213H207ZM8 216H10V214L8 215ZM13 216V215H12ZM49 216V215H48ZM106 217H107V215H105ZM204 216V217H203ZM37 217V216H36ZM64 217H63V219H64ZM79 217V216H78ZM80 217H81V215H80ZM108 218H110V216H108L107 217V219ZM8 219V218H7ZM72 219H76V218H72ZM111 219V218H110ZM155 219H157L156 217H155ZM219 219V218H218ZM113 220V219H112ZM208 220V219H207ZM83 221H85V220H83ZM83 221H82V224H83ZM107 221V223H108V221H109V219L108 220H106ZM222 221V220H221ZM38 222V221H37ZM88 222V221H87ZM90 222V221H89ZM93 222V221H92ZM153 222V221H152ZM95 223V222H94ZM222 223V222H221ZM2 224V223H1ZM8 224H11V223H8ZM81 224V222H76V223H74V225H72L71 226V229L73 230V231H76V232H78L79 233V230H80V228H81V231H83L82 229H83V225ZM88 224V223H87ZM176 224V223H175ZM175 224H174V228H175ZM184 224H186V225H184ZM215 224V223H214ZM253 224H258V225H260V226H253L252 228H250ZM12 225H13V223H12ZM15 225V224H14ZM16 225H17V223H16ZM15 225V226H16ZM69 225V224H68ZM125 225V224H124ZM141 225V224H140ZM82 226V227H81ZM92 226V225H91ZM95 226V225H94ZM94 226H93V229H94ZM14 227V226H13ZM17 227V226H16ZM90 227V225H86V228H89ZM97 227V226H96ZM96 227H95V230H96ZM141 227V226H140ZM221 227V226H220ZM6 228H7V225H6ZM85 228V229H86ZM109 228V227H108ZM143 228V227H142ZM141 228V229H142ZM218 228V227H217ZM11 229H14V228H11ZM16 229V228H15ZM85 229H84V231H85ZM92 229V230H93ZM135 229V228H134ZM220 229H219V231H220ZM8 229H6V231H7ZM19 230H20V226H19ZM140 230V229H139ZM97 231V230H96ZM135 231H136V229H135ZM3 232H4V230H3ZM2 232V233H3ZM90 232V231H89ZM88 232V233H89ZM211 232V231H210ZM213 232V231H212ZM19 233H21V231H19ZM23 233V232H22ZM68 233V232H67ZM70 233V232H69ZM91 233V232H90ZM184 233V232H183ZM209 233V232H208ZM8 234V233H7ZM10 234H11V231H10ZM25 234V233H24ZM59 234V233H58ZM98 234V233H97ZM135 234H136V232H135ZM162 234V235H163ZM21 235H23V234H21ZM50 235V234H49ZM65 235H66V233H65ZM65 235H64V237H65ZM73 235V234H72ZM72 235H70V236H72ZM69 236V235H68ZM67 235H66V237L67 238H69ZM161 234H159L158 235V237L161 239ZM165 236H167L166 234H165ZM23 237H25V236H23ZM75 237H77V236H75ZM158 237H156V239H158ZM5 238H6V236H5ZM20 239H21V237H19ZM52 238V237H51ZM58 238V237H57ZM71 238V237H70ZM83 238V237H82ZM82 238H81V240H82ZM131 238V237H130ZM134 238H136V237H134ZM138 238V237H137ZM136 238V239H137ZM2 239V238H1ZM1 239H0V241H1ZM78 238H76V239H74V240H77ZM116 239H117V237H116ZM183 239V238H182ZM8 240H10V238L8 239ZM18 240V239H17ZM23 240V239H22ZM74 240L72 241V242H74ZM80 240V241H81ZM145 240V241H146ZM7 241V240H6ZM24 241V240H23ZM50 241H51V239H50ZM79 241V240H78ZM78 241H76V242H78ZM109 241V240H108ZM118 241V240H117ZM120 241V240H119ZM139 241V240H138ZM225 241V240H224ZM224 241H222L223 243H224ZM227 241V243H228V240H226ZM17 242V241H16ZM20 242V241H19ZM56 242V241H55ZM83 242V241H82ZM107 242V241H106ZM123 242V241H122ZM166 242V241H165ZM180 242V241H179ZM6 243V242H5ZM68 243H70L69 241H67V244L66 245H68ZM79 244H80V242H78ZM110 243V242H109ZM117 243V242H116ZM115 243V244H116ZM120 243V242H119ZM170 243V242H169ZM33 244V243H32ZM55 244V243H54ZM61 244V243H60ZM70 244H72V243H70ZM114 244V245H115ZM158 244V243H157ZM166 244V243H165ZM180 244V243H179ZM232 244V243H231ZM230 244V245H231ZM1 246H3L2 245V243L0 244ZM5 245V244H4ZM7 245V244H6ZM5 245V246H6ZM20 245V244H19ZM78 245V244H77ZM103 245V244H102ZM107 245V244H106ZM109 245V244H108ZM118 245V244H117ZM119 245H121V247L120 248H122V244H119ZM118 245V246H119ZM125 245V244H124ZM186 245V244H185ZM227 245V244H226ZM229 245V244H228ZM227 245V246H228ZM233 245V244H232ZM243 245V244H242ZM8 246V245H7ZM14 246H16V244H14ZM27 246V245H26ZM51 246H52V244H51ZM69 247H70V245H68ZM83 246V245H82ZM167 246V245H166ZM31 247V246H30ZM29 247V248H30ZM33 247V246H32ZM62 247V246H61ZM124 247V246H123ZM125 247H126V245H125ZM173 247V246H172ZM239 247V246H238ZM241 247V246H240ZM18 248V247H17ZM91 248V247H90ZM95 248V247H94ZM116 248V247H115ZM169 248V247H168ZM256 248V247H255ZM15 249V248H14ZM78 249V248H77ZM177 249H178V247H177ZM236 249V248H235ZM245 249V248H244ZM1 250V249H0ZM98 250V249H97ZM97 250H95V251H97ZM109 250V249H108ZM152 250V249H151ZM174 250V249H173ZM175 250H176V248H175ZM242 250V249H241ZM257 250V249H256ZM21 252V251H20ZM90 252H91V250H90ZM103 252V251H102ZM173 252V251H172ZM2 253V252H1ZM149 253V252H148ZM178 253V252H177ZM179 253V254H180ZM93 254V253H92ZM157 254H158V251H157ZM166 254V255H167ZM2 255V254H1ZM63 255V254H62ZM172 255H174V256H172ZM179 256V255H178ZM6 257H7V255H6ZM88 257V256H87ZM86 257V258H87ZM91 257V256H90ZM159 257H160V255H159ZM254 257V256H253ZM59 258V257H58ZM83 259H84V256L82 257ZM89 258V257H88ZM179 258H180V256H179ZM62 259V258H61ZM118 259V258H117ZM257 259V258H256ZM80 260V259H79ZM92 260V259H91ZM13 261V260H12ZM97 261V260H96ZM102 261V260H101ZM140 261V260H139ZM147 261V260H146ZM237 261H238V263H237ZM22 262H23V259H22ZM98 262V261H97ZM124 262V261H123ZM131 263H132V261H130ZM143 262V261H142ZM141 262V263H142ZM149 262V261H148ZM0 263H2V261H0ZM84 263V262H83ZM88 263V262H87ZM109 263V262H108ZM120 263V262H119ZM133 263H134V261H133ZM157 263V262H156ZM3 264V263H2ZM8 264V263H7ZM11 264V263H10ZM94 264H95V262H94ZM110 264V263H109ZM158 264V263H157ZM261 264V263H260ZM263 264V263H262Z\"/></svg>","mask_w":264,"mask_h":264}]
</instances>
